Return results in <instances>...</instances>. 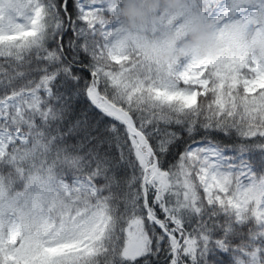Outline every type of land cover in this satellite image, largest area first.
<instances>
[{
  "label": "snow or ice",
  "instance_id": "1",
  "mask_svg": "<svg viewBox=\"0 0 264 264\" xmlns=\"http://www.w3.org/2000/svg\"><path fill=\"white\" fill-rule=\"evenodd\" d=\"M124 7L0 0V264H264V0Z\"/></svg>",
  "mask_w": 264,
  "mask_h": 264
},
{
  "label": "clouds",
  "instance_id": "2",
  "mask_svg": "<svg viewBox=\"0 0 264 264\" xmlns=\"http://www.w3.org/2000/svg\"><path fill=\"white\" fill-rule=\"evenodd\" d=\"M160 2L172 7L181 3V0H160ZM156 7L157 0H147L146 4H142L140 0H125V7L122 11V16L126 22V26L131 28L135 27L136 23L146 22L148 11L154 10ZM206 38L207 34H193L191 37V43H198ZM184 55L185 53L183 51L176 53L177 58ZM167 58L168 56H165V59Z\"/></svg>",
  "mask_w": 264,
  "mask_h": 264
}]
</instances>
